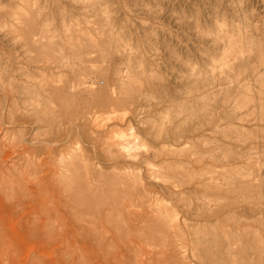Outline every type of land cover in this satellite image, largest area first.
<instances>
[{
    "label": "rangeland",
    "instance_id": "1",
    "mask_svg": "<svg viewBox=\"0 0 264 264\" xmlns=\"http://www.w3.org/2000/svg\"><path fill=\"white\" fill-rule=\"evenodd\" d=\"M72 218L95 264H264V0H0V229L55 221L16 264H89Z\"/></svg>",
    "mask_w": 264,
    "mask_h": 264
},
{
    "label": "bare ground",
    "instance_id": "2",
    "mask_svg": "<svg viewBox=\"0 0 264 264\" xmlns=\"http://www.w3.org/2000/svg\"><path fill=\"white\" fill-rule=\"evenodd\" d=\"M6 221L12 231H2L0 229V262L2 264H16V257L18 255L16 252L25 247L26 244L31 245L32 243L34 246H44L41 249L44 252L46 245L48 246L51 241V239H49L50 231L45 227L53 228V226H55V221L52 219H49L46 222H43L42 220L41 224L31 222L28 223V225L25 222H21L24 224H18L20 222L11 223L10 219ZM84 221L83 218H72L69 220L68 224L74 230V239H77L78 244L82 245L89 264H95L99 256L98 250L96 249L95 231L93 229L86 230L85 228L80 227ZM87 222L90 223L89 221ZM33 227L35 229H33ZM3 228L7 229L5 226H3ZM20 242L23 244H20Z\"/></svg>",
    "mask_w": 264,
    "mask_h": 264
}]
</instances>
